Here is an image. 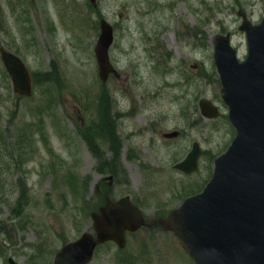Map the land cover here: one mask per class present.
I'll list each match as a JSON object with an SVG mask.
<instances>
[{
    "label": "rangeland",
    "instance_id": "rangeland-1",
    "mask_svg": "<svg viewBox=\"0 0 264 264\" xmlns=\"http://www.w3.org/2000/svg\"><path fill=\"white\" fill-rule=\"evenodd\" d=\"M240 10L259 24L264 0H97L96 7L90 0H0V48L40 73L33 95L21 97L0 59V264L9 257L53 264L66 242L93 232L92 213L126 196L148 225L128 235L124 249L110 243L97 250L90 264H195L159 219L204 189L236 135L214 38L229 33L239 60L246 59ZM101 20L115 35L117 71L106 83L95 54ZM104 89L113 101L115 161L100 134ZM202 98L220 108L219 118L201 116ZM174 131L181 135L165 138ZM194 142L203 151L200 169L186 175L175 165Z\"/></svg>",
    "mask_w": 264,
    "mask_h": 264
},
{
    "label": "water",
    "instance_id": "water-1",
    "mask_svg": "<svg viewBox=\"0 0 264 264\" xmlns=\"http://www.w3.org/2000/svg\"><path fill=\"white\" fill-rule=\"evenodd\" d=\"M95 1V0H92ZM240 29L247 33L249 55L239 62L230 35L215 39V62L222 84V98L237 135L228 151L215 161L213 177L202 193L188 198L164 221L186 245L197 264H264V19L253 25L246 14ZM113 28L102 22L96 47L103 80L114 71L109 49ZM2 60L17 92L30 95V74L22 61L1 50ZM206 118L219 110L210 101L200 102ZM177 134H171L170 137ZM198 144L176 168L191 173L198 169ZM96 238L84 234L56 255L54 264H87L98 244L115 241L126 245V231L145 224L142 212L129 197L93 214Z\"/></svg>",
    "mask_w": 264,
    "mask_h": 264
},
{
    "label": "trees",
    "instance_id": "trees-1",
    "mask_svg": "<svg viewBox=\"0 0 264 264\" xmlns=\"http://www.w3.org/2000/svg\"><path fill=\"white\" fill-rule=\"evenodd\" d=\"M104 104V106H102V108H109V106H110V103H109V101H108V98L107 97H105V102L103 103ZM119 143L117 142V143H115L114 144V150H115V153H116V158H117V156H118V152H119V145H118Z\"/></svg>",
    "mask_w": 264,
    "mask_h": 264
}]
</instances>
